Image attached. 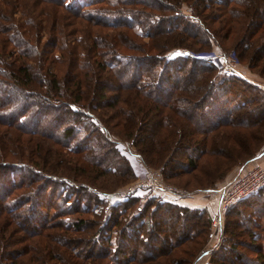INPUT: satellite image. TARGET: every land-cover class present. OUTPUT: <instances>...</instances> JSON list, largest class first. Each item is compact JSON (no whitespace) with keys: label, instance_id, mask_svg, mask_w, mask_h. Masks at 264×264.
<instances>
[{"label":"trees","instance_id":"16d2710c","mask_svg":"<svg viewBox=\"0 0 264 264\" xmlns=\"http://www.w3.org/2000/svg\"><path fill=\"white\" fill-rule=\"evenodd\" d=\"M182 5L188 7L189 11L185 12ZM17 9L24 15V18L21 15V20L14 15ZM212 9L220 14L214 15ZM106 27L117 30L114 33L117 46L112 40V34L104 35L100 31ZM123 28L147 37L148 42L138 39L131 45L135 38L126 35ZM43 36L44 41L41 40ZM219 39L221 42L224 39L231 41L229 48H222L231 50L238 60L248 63L251 69L257 67L258 70H255L264 75V0H0V264H108L102 261L108 256V260L113 262L111 250L116 255H122L126 264H140L144 261H139L142 258L153 259L150 254L141 259L138 257L142 253L140 249L148 247L144 238L147 239L148 229L152 227L149 225L150 218L146 223L140 222L134 227L130 224L132 230L130 233L127 231L126 235L136 240L138 248L128 258L125 253L126 244L113 242L110 234L105 237L106 231L120 237L121 232L128 229L127 225L120 223L121 228L115 227L118 221L112 219V223L107 226V220L103 223L101 215L97 229L90 231L91 225L96 222L84 217L73 219L72 216L74 212L95 213L94 208L106 203L100 193L107 192L85 178L75 180L69 174L59 171L67 161L61 155L62 150L72 154L84 151L80 157L68 159V162L72 161L69 168L80 170L79 175L85 172L82 166L88 162L96 166V170L102 171L101 174H106L99 168L98 159L105 160L104 167L113 173L119 170L117 167L120 164L125 166L123 173L121 170L117 172L118 176L135 178L128 160L119 156V160L108 161L104 154L106 151H99L104 146L102 143L100 146L99 142L78 144L83 138H76L79 129L85 127L80 123L81 120L79 123L75 121L78 118L74 119L73 124L78 123L80 127L70 121V124L55 131L44 130L37 119H32L31 106L36 103L47 106L52 99L51 95L63 98L68 94L73 99H64L60 103L67 109L66 112L76 115L82 112L87 117L94 113L88 111L90 107L85 105L86 102L97 98L103 106L111 105L115 109L114 118L120 121L123 119L124 129L128 130L127 138L132 136L131 142L137 145L135 151L145 165L150 162L159 163L164 174L187 172L189 167H194L192 165L196 160L191 153L186 155L185 162L176 156L181 155L179 151L185 154V149L194 148L195 159L209 152V155L213 153L223 157L216 160L227 166L226 163L232 160L234 154L239 155V158L241 151L248 152L249 137L242 135L245 134L243 131L238 133L239 138L223 132L224 139L219 140L220 135L216 129L227 126L251 131L255 127L250 136H256L260 128L264 129V89L240 76L223 75L217 81L215 77L218 75V66L191 55L201 48L208 49L214 42L219 44ZM86 42L87 48L84 47ZM125 45L140 50L143 55L123 51ZM179 49L182 51L179 55H168L169 51ZM37 50L40 51L39 59L43 67L40 69L45 70L43 77L40 73H33L31 63H25V60L18 64L16 62L20 55L33 52L36 56ZM84 51L90 58L94 57L96 72L90 75V68L94 71L93 65L85 61L78 62V72L69 73L66 79L72 84L71 88L64 84L65 78L61 82L56 72L58 69L51 70L48 64L43 66L51 60L60 67L63 56L70 57L69 61L75 66L77 53L85 55ZM5 55L9 56L8 60H4ZM107 67L113 70L112 78L115 80L121 81L122 77L115 75L121 71L128 72L125 77L132 79L130 84L124 83L115 88L111 97L102 92L106 89L101 81L104 78L102 72L109 73ZM37 87L44 89L46 95L37 93ZM62 88L65 90L62 91ZM126 88H130L128 92ZM33 96L36 98L31 99ZM20 98L23 101H19ZM188 102L190 106L182 107ZM189 111L196 112L197 121L194 122ZM96 124L90 123L96 126L94 129L98 133L104 128L103 135L110 148L109 154L116 153L114 141L106 135L109 132L106 126L101 122ZM150 126H154L156 133L151 139L148 133L143 134ZM7 127L30 136L28 140L32 143L28 150L18 147L20 135L8 133ZM210 133L211 148L206 151L207 143L204 142ZM42 136L47 138L49 147L42 146ZM87 136L84 135V139ZM72 141L76 143L70 145ZM259 152L243 158L242 162L249 161ZM18 170L20 174L16 173ZM92 177L95 179V175ZM222 177H217L207 186L215 184ZM47 190L48 195H45ZM136 195L135 192H128L123 202L111 205L106 203V209H113L112 213L115 212L116 217L126 218L125 212L131 207L137 212H143L146 207L156 205H138L143 197ZM89 197L93 199V204L83 202ZM166 205L171 206L172 215L182 213V220L187 221L191 227L188 232H177V239L172 231L166 234V242H172L167 246L168 249L175 246L176 240H191L199 225L208 230L210 224L205 216L206 210L162 204ZM157 207L152 209V213H155ZM241 207L251 209L252 226L249 225V216H245ZM119 208L122 210L119 211ZM51 209L54 210L50 212ZM227 213L236 218L225 221V234L232 238L228 249L235 251L239 245L233 236L245 234L251 245L258 242L250 250L255 253L258 264H264V189L259 188L255 193L232 204L227 208L225 218L230 215ZM239 214L244 216L242 221L238 219ZM193 219L196 221L193 222ZM143 226L148 229L144 230ZM137 227L142 229L138 230ZM85 230L89 231L84 233ZM66 233L68 237L64 236ZM72 233L76 236H72ZM224 246L218 251L224 252ZM246 259L247 256L241 253H235L234 258L228 259L215 253L206 264H249Z\"/></svg>","mask_w":264,"mask_h":264},{"label":"rangeland","instance_id":"374dc122","mask_svg":"<svg viewBox=\"0 0 264 264\" xmlns=\"http://www.w3.org/2000/svg\"><path fill=\"white\" fill-rule=\"evenodd\" d=\"M11 1H14V0H11ZM154 3H156V2H154ZM137 6L140 7L139 4H137ZM182 7H183L185 12L189 11V8L186 7L185 5H182ZM166 11H168V10H166ZM211 12L213 14L215 12L214 15L220 14L215 9H212ZM168 13H169V15H171V12H168ZM14 15H16L21 20L22 13L20 12V10L17 9L16 12H14ZM214 15H213V18H215ZM22 18H24V15H22ZM212 24H214V22ZM100 31L104 35H111L112 34L113 36L112 35L111 36H112L113 42L115 43L116 46L118 45V41L114 38V36H115L114 33L117 31L116 29L106 27L104 29H100ZM123 31H125L126 35L128 34V36H130V38H135L133 40V42H131V45H132V43H135L134 42L135 40H138V39L139 40L143 39L146 42H148V40H149L147 37H141L140 35L136 34V32L135 33L132 32L131 29L125 28ZM41 40L44 41L45 36H43ZM112 40L108 39V41H111V42H112ZM43 41H41V42H43ZM218 42L221 46L217 42H214V43H212V45L210 47H208V49L201 48L199 51H194L193 53H191V55L195 56L197 58H201L202 60H205V61L209 60L213 64H216L218 66V75L215 77L217 79V81L220 78H222L223 75L224 76H232V77L233 76H236V77L240 76V77L246 78L251 83H255V84L259 85V87L264 89V75L260 74L257 71L258 70L257 67L255 68L257 70H255L253 68L251 69L249 67L248 63L238 60V58L235 56L234 52H230L231 50L222 48V46L225 48H229L228 46H229L231 41L229 42L228 40L224 39V41L221 42V40L219 39ZM195 45H198V44H195ZM87 46H88L87 42L84 43V47L87 48ZM171 49H169V50H171ZM122 50L125 52H131L134 54L138 53V54L143 55V52H141L140 50H138L136 48L133 49L127 45H125ZM180 51H181L180 49L174 50V51H169L168 55L169 56L179 55ZM54 53L59 54L58 52H54ZM35 54H36V56L33 54V52L28 53L26 55H20V56H18L19 59L16 60V62L18 64L21 62V60H25L24 61L25 63H27V62L31 63V65H32L31 70L33 71V73H35V72H36L35 74L40 73V76L43 77L44 76L43 73H45V70L43 71L42 69H40V68H43L41 66L42 63L40 62V59H39L40 51L37 50ZM84 54L85 55H81V54L77 53V60L75 61V64H76L75 66H74V63L71 64V61H69L70 57L66 58L64 56L60 59V61H62L60 67L58 66L57 62H54L51 60H49L46 63V65H43V66L46 67L48 64V66L50 65L49 68L51 70H55V69L57 70L58 69L56 72L60 75L59 78L61 79V82L63 81V78H65L64 84L68 85L69 88H71L72 84L70 83L69 80H66V79H68L69 73L78 72V68H77L78 64H79L78 62L85 61V63L93 65L94 71L91 70V68L89 67L90 68V75L96 72L95 67H97V63L95 62L94 57L90 58V56L86 52ZM59 55H61V54H59ZM108 55L109 54H107V56ZM14 57H16V56H14ZM223 57H224V59H223ZM229 57H230L231 61L228 59ZM8 58H9V56H7V55L4 56V60L5 59L8 60ZM1 59H2V57H1ZM226 60H228L229 63L231 62L234 65V67L236 68V71H237L236 75L230 74V73L223 70V65H224L223 63ZM107 68L109 69V67H107ZM108 69H106V71ZM112 72H113V70H111V69H109V73H107L108 75L105 74L104 72H102V74L104 75V78H101V81L103 82V84L106 85V89H104L102 92H105V94L107 96H110V97L115 92V90H116L115 88L122 86V84H124V83L130 84V82H131L130 80H132L128 77H125V75L128 74V72H125L126 73L125 74L123 71H121L122 73H119V74L114 72L116 76L120 75V77H122L121 81L115 80L112 78V75H113ZM96 78H97L96 81H98V76H96ZM73 86H75V85L73 84ZM0 89H2V86H0ZM35 89L37 90V93H39V94L41 93V94L46 95L44 89H42L41 87H37ZM62 89H63L62 91L65 90V88H62ZM129 89L130 88H126V91L128 92ZM68 92H69V90H68ZM5 93L11 94L10 91H5ZM35 98L36 97H34V96L31 97V99H35ZM51 98H52L51 99L52 102L48 101L47 106H44V104L41 105V104H37V103L33 104L31 106L30 113L32 114V119L33 120L37 119L39 122L38 123L39 126L43 127L44 130L51 132V131H55V129H58L65 124H70V121H71V124H73L74 119L78 118L75 121L79 123V121L81 120L80 123H82L83 126H85L84 128L79 129L80 133L76 138L78 139L80 136H83V138L80 139V142H78V144H80V143H82V144L83 143L95 144L96 142H99V144L101 146V143H102L105 147L101 146L99 151L100 152L106 151L104 154H106V156L108 157V161H110V160L113 161L114 159L119 160V158H120L119 156L125 157L128 160V163H129L130 167L132 168L136 179L135 178L125 179V178H127V176H125L124 178H122L123 176H118L117 172L121 170L123 173L125 171V166H122L120 164L117 167V168H119V170L116 173H113V171H111V169L109 170L106 167H104V162H106L105 160L99 161L98 159L96 161L100 162V163H98L99 168L101 170H104L106 174H101L102 171L96 170L95 169L96 166H94L92 163L88 162V164L84 163V167L82 166V168L85 169V172H82L79 175L80 170L74 171V170H71L69 168V166L72 164V161L68 162V159L70 160L71 158L80 157L81 155L84 154V151H82V150H80L79 153H76V154H72L70 151L66 152V150H62L61 155L64 156L65 161L66 160L67 161H66V163L61 165V167H60L61 170H59V171L65 172V173L62 172V174H65V175L69 174L75 180L80 181L82 178H85V180H88L89 183L97 184L98 186L103 188L107 193L101 192L100 197L102 199L106 200L105 202L107 204L109 203L111 205V204L117 203V202L121 203L125 200L126 193L135 192V194H137L136 196L140 197V195H141L143 197V199L140 200V202H138V205L145 206L146 203H148V204L155 203L158 206L157 209L155 210V213H152V211H153L152 209L156 205H154L153 207L150 205V206H148V208L146 207V211H143V212L139 211L140 213L135 211L131 207L127 210V212H125V215L127 214L126 218H123V217L119 218V217L115 216V212L112 213L113 209H109V208L106 209L107 205L105 203L104 206H102V207L94 208L93 211L95 213L98 212L97 215L95 213H92V211H89V212L86 211L84 213L83 212L82 213L74 212L72 215L73 219L77 218V217H84L86 219H89L92 222H96L95 225L94 224L91 225L92 229L90 231H94L95 229H97V224L99 223V220L101 219V215H103V218H102L103 223L107 220V224H106L107 226H109L112 223V219L113 220L116 219L118 221V222H116L117 225L115 227L121 228V226H119L120 223H121V225H124V224L127 225L128 229L123 230V232H121V234H120V237H116V235L114 233L111 234L109 231L105 232V237L107 238L108 234H110L113 242L120 241L121 244H126L125 253L129 258V256H133L132 254H133L134 250L138 248V243L136 242V240H134V238L127 236L126 232L128 231V233H130V231L132 230L131 226L134 227L135 225L140 224V222L146 223L147 220H149V218H150L151 223L149 225H151L152 227H149V229H148L147 226H143L144 230H146V228L149 230V236L147 237V239L144 238L145 242H147L146 246L148 245V247L145 249H140V252H142V253L140 254L141 256L139 255L138 257L141 259L143 256L150 254V255H152L153 259H150V260L147 259L146 260L145 258H142L139 261H142L143 259H144V261H142L140 264H206L207 260L209 258H211L215 253L216 254L219 253V255L226 256L227 259L228 258H234L235 253L245 254L247 256V259L250 258L249 261L246 259V261L249 264H258V261L255 260V253L250 250V249H253V245H257L258 242L253 243L251 245L250 243H248L249 239L245 234L233 236L236 239V241H239V245L235 251H231L230 249H228V247H229L228 244L230 243V239H232L231 236H229V234L228 235L225 234V231H224L223 235H221V236L215 234V232H213V230L211 228V224L209 225L208 230L207 229L205 230L204 226L199 225L198 229H196L195 234L191 240H188L187 238H185L186 240H184V242H180V241L176 240L175 244H174L175 246L168 249L167 246L170 245L172 242H170V243L166 242V240H165L166 234H169L172 231V233L176 234L175 238L177 239V237H178L177 232H179V231L180 232L181 231H187L188 232V231H190L191 227L189 228V225H188L189 223L187 224V221L182 220V217H183L182 213L178 214V216H175V214L172 215L171 214V211H172L171 206L167 207V205H166V207H165V206H162V204L168 203V204H173L175 206H181V207L185 206L188 208L204 209V210H206L205 216L209 220L210 214L214 210V209L212 210L213 197H211V195L202 193L200 191V188L212 187V186L214 187V186H217V185L222 184V183L226 184V182L229 178L239 175L241 172L252 168L254 165L264 166V159L258 160L256 158L257 156L260 155V153H261V152H259L260 150L264 151V129L263 128H260L259 131H257L255 133L256 136H254V137L252 136V138H251L250 132H254L255 127H253V129H251V131H250V129H242V128L237 129V128H232V127L229 128L227 126L219 127L218 129H216V130H218L216 132H219V135H220L219 140H221V138L224 139L223 132H225V134L231 133L232 136L234 134L235 137L236 136L238 137L239 132H242V131L245 132V134H242V133L241 134L249 137L248 152L241 151L239 158H238L239 155L234 154V156H232V160L228 161L226 163L227 164V166H226V165H223L222 161L218 162L216 160V159H223V157H221L220 155L213 154V153L211 155H209V152H208L207 154H204V155L195 159L196 152H195L194 148H190V149L188 148V149L184 150V152H186L185 154H183V151L182 152L179 151L181 153V155L176 156V157H179L180 161L185 162L186 161V155L189 156L191 153L194 161L196 160V162H194V165H192L194 167H189L187 169V172L182 171V172H179V174H177L178 171L174 172V173L170 172L168 174H164L159 163L150 162L149 164L145 165V163L141 159V156L138 153H136V151H137L136 146L137 145L136 144L134 145L131 142L132 136L131 137L129 136V138H127L128 130L124 129V125L122 124L123 119L120 121V120H118V118H114L115 109L113 107H111V105L103 106L102 102L98 101L97 98H93L92 100L91 99L88 100L85 105H87V104L89 105L90 109L88 111L94 113L98 117V119H97L96 116L94 117V114L86 117V116L81 114L82 112L79 113V115H76V114L71 113V112H66L67 109H64L63 104H60V103H62L64 101V99H66V100H68V99L72 100L73 99V97L69 96L68 94L64 95L63 98L62 97L55 98L54 96L51 95ZM25 99H26V97H25ZM19 101H23V99L20 98ZM188 106H190L189 102L187 104L186 103L183 104L182 107L185 108ZM72 108L75 109V106H73ZM87 108L88 107H85V109H87ZM112 113H113V115H112ZM59 114L61 116H58ZM189 114L191 115V117H193L194 122L197 121L198 115L196 114V112L194 113L192 111H189ZM111 115H112V117H111ZM48 119H51V121H47ZM100 122L103 125H105L107 128V131H109L106 135L109 136L114 141V147L117 150L116 153L114 152V153L109 154L110 148L106 144L107 139H106L105 135H103L104 128L102 127V131L100 133H98L94 129L96 126L90 125V123H92L93 125H98L96 123H100ZM78 123H75L73 125H75L76 127H80V125ZM184 125H187V124L184 123ZM7 129H8V133H12L14 135H20L21 139L19 141L20 143L17 144L18 147L20 149H22L24 147L25 151L28 150V147L32 143L28 140L30 136L28 134H25V133L20 134L19 130L14 129L12 127H7ZM92 129H94V131L91 133L90 131H92ZM145 132L148 133L150 139L153 138L156 134L154 126L148 127V130H144L143 134ZM165 133H166V129H164L163 134H165ZM212 133L209 134V138H206V142H204V143H207L206 144L207 146L205 145L207 147L206 151H208L209 148H211L212 141H211L210 135ZM84 135H86V136L88 135V136L84 139ZM195 137H197V135ZM40 138H41L40 142L42 143V146H44V147L50 146L49 145L50 143L46 141L47 138L45 136H42ZM83 139L87 140V142H84ZM219 140H218V142H219ZM3 142H6V141H3ZM74 143H76V142L72 141L70 143V145H72ZM140 144H142V143H140ZM222 144H225V143L222 142ZM10 146H12V145H10ZM217 146L221 147V145H217ZM12 147L15 148L16 146L13 145ZM42 149H44V148H42ZM256 152H259V154H257V156H254V158L250 159L249 161L242 162L243 158H246L252 154H255ZM43 153H45V152H43ZM162 160H163V158H162ZM82 161L85 162L84 160H82ZM226 168H227V171H226ZM222 169H223V171H222ZM224 169L226 171V174L222 177V175L225 172ZM154 170H157L159 172V176H160V179L162 182H164L166 184L173 185L174 187L178 188L179 190H182L183 193L172 194V193L168 192V193H165L162 197L159 194H157L151 187H139V188L135 187L137 180H139L141 177L146 176L150 172H154ZM14 172H16V171H14ZM16 173L20 174L21 171L18 170ZM93 175H95V179H94V177H92ZM217 177H222V178L219 179L218 181H216L215 184H213V185L210 184V186H207L209 183H212V181H214ZM50 187L51 186L48 187V190L50 189ZM94 187H95V185H94ZM262 188L264 189V187H262ZM48 190L45 193V195H48ZM109 192H111V193H109ZM198 198L207 199V202H206L207 204L204 206L203 205L201 206V205L197 204L196 202H194ZM91 201H93V199L89 197L87 199V201L85 200L83 202L93 204V203H91ZM214 208H215V206H214ZM241 208H243L245 216H249L248 218H249L250 222L253 221L250 219L251 218V214H250L251 209L248 210L246 208L244 209V207H241ZM101 209H103V211ZM53 210L51 209L50 212H52ZM121 210L122 209L119 208V211H121ZM243 210L241 209L242 212H243ZM111 213H112V215H111ZM230 213H227V215ZM104 217H105V219H104ZM243 217H244L243 215L239 214L238 219L240 218V220L242 221ZM194 218H196V217H194ZM234 219H236V218H233V214H230V215L226 216V218H224V223H225V221L227 222V220L232 221ZM194 221H196V219H193V222ZM130 224H131V226H130ZM250 224L252 226L253 223L251 222V223H249V225ZM184 227H186L185 230H184ZM137 228H139L138 230L142 229V227L141 228L137 227ZM152 229H154V232H151ZM224 230H225V228H224ZM88 231L89 230H85L84 233L88 232ZM68 233H66L64 236L68 237L67 236ZM72 236H76V235L74 233H72ZM143 237H145L144 234H143ZM237 238H238V240H237ZM34 240L35 239H33V241ZM38 243L36 242L35 244H38ZM39 245H40V243H39ZM115 245H113L112 249H114ZM224 245L226 246V248L224 249L225 251L219 252L221 247ZM142 247L143 246L141 245V248ZM59 250L62 251L63 249L59 248ZM96 251L100 252L99 249ZM111 251L113 252V254L111 255L114 258L113 262L108 260V256L106 257L107 258L106 260L102 259L103 260L102 262H108V264H126L125 258H122V255H116V254H114L113 250H111ZM89 261H92V260H89ZM129 264H137V263L131 262Z\"/></svg>","mask_w":264,"mask_h":264},{"label":"built area","instance_id":"2783aa9c","mask_svg":"<svg viewBox=\"0 0 264 264\" xmlns=\"http://www.w3.org/2000/svg\"><path fill=\"white\" fill-rule=\"evenodd\" d=\"M228 59L231 61L230 57ZM223 64L224 71L236 75V68L231 62L229 63L226 60ZM135 187H151L162 197L168 192L172 194L183 193L182 190H179L173 185L162 182L157 170L137 180ZM262 187H264V166L254 165L239 175L229 178L226 184L222 183L214 187L200 188L202 193L211 195L216 200L215 208L209 218V224H211L213 232L219 236L223 235L225 228L224 218L227 208L237 201L255 193L256 190Z\"/></svg>","mask_w":264,"mask_h":264},{"label":"crops","instance_id":"0c3cea01","mask_svg":"<svg viewBox=\"0 0 264 264\" xmlns=\"http://www.w3.org/2000/svg\"><path fill=\"white\" fill-rule=\"evenodd\" d=\"M249 79V78H248ZM258 160L259 159H264V151L263 152H261L260 153V155L259 156H257L256 157ZM194 202H196L197 204H199V205H206L207 203V199H205V198H198V199H196V201H194ZM211 202V201H210ZM215 203H216V200H215V198H213V207H212V210L214 209V206H215Z\"/></svg>","mask_w":264,"mask_h":264}]
</instances>
